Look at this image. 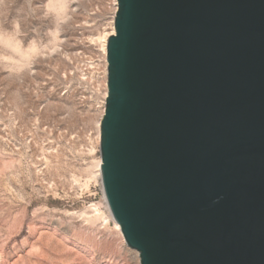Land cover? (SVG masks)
Returning a JSON list of instances; mask_svg holds the SVG:
<instances>
[{
	"label": "water",
	"instance_id": "1",
	"mask_svg": "<svg viewBox=\"0 0 264 264\" xmlns=\"http://www.w3.org/2000/svg\"><path fill=\"white\" fill-rule=\"evenodd\" d=\"M101 176L141 264H264V0H118Z\"/></svg>",
	"mask_w": 264,
	"mask_h": 264
},
{
	"label": "rangeland",
	"instance_id": "2",
	"mask_svg": "<svg viewBox=\"0 0 264 264\" xmlns=\"http://www.w3.org/2000/svg\"><path fill=\"white\" fill-rule=\"evenodd\" d=\"M117 10L0 0V264H141L100 173L102 39Z\"/></svg>",
	"mask_w": 264,
	"mask_h": 264
},
{
	"label": "bare ground",
	"instance_id": "3",
	"mask_svg": "<svg viewBox=\"0 0 264 264\" xmlns=\"http://www.w3.org/2000/svg\"><path fill=\"white\" fill-rule=\"evenodd\" d=\"M114 3H115V5H116V8L118 9V0H114ZM117 12V11H116ZM115 17H116V15H115ZM115 17H114V19H113V21H112V24H111V30L109 31V32H107L104 36H103V39H102V41H103V50H104V53H105V59H106V87H107V92H106V99H107V97H108V86H107V74H108V60H107V44H108V39H109V37L111 36V35H113V34H115L116 33V29H115ZM106 108V107H105ZM105 108H104V113H105ZM103 115L104 114H102V118H103ZM102 118H101V120L99 121V131H98V139L100 140V137H101V121H102ZM101 164H102V158H101V161H100V173H101ZM101 181H102V176H101ZM104 199H105V202H107L108 203V200H107V197H106V194H105V192H104ZM106 203V204H107ZM108 206H109V203H108ZM109 208H110V206H109ZM111 210V209H110ZM111 213H112V211H111ZM112 215H113V213H112ZM113 218L115 219V221H116V226H117V229L123 234V232H122V228H121V225H120V223L116 220V218L114 217V215H113ZM124 235V234H123ZM125 238V237H124Z\"/></svg>",
	"mask_w": 264,
	"mask_h": 264
},
{
	"label": "built area",
	"instance_id": "4",
	"mask_svg": "<svg viewBox=\"0 0 264 264\" xmlns=\"http://www.w3.org/2000/svg\"><path fill=\"white\" fill-rule=\"evenodd\" d=\"M108 72V71H107ZM105 77H106V74H105ZM105 80H106V78H105ZM107 86H108V74H107Z\"/></svg>",
	"mask_w": 264,
	"mask_h": 264
}]
</instances>
